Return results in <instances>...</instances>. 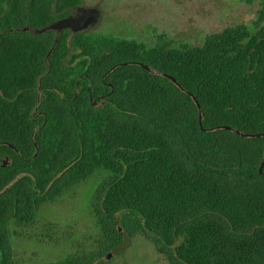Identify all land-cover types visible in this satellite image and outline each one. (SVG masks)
<instances>
[{"label": "trees", "instance_id": "1", "mask_svg": "<svg viewBox=\"0 0 264 264\" xmlns=\"http://www.w3.org/2000/svg\"><path fill=\"white\" fill-rule=\"evenodd\" d=\"M82 3L0 0V264L13 225L100 172L92 248L56 264H96L136 235L169 264H264V137L225 128L264 134V0L196 44L20 30Z\"/></svg>", "mask_w": 264, "mask_h": 264}, {"label": "rangeland", "instance_id": "2", "mask_svg": "<svg viewBox=\"0 0 264 264\" xmlns=\"http://www.w3.org/2000/svg\"><path fill=\"white\" fill-rule=\"evenodd\" d=\"M98 8L100 20L88 32L126 37L154 44L166 33L182 42L201 43L220 32L255 19L259 0H83ZM104 172L92 175L54 204L42 206L35 222L11 227L14 264H56L78 248H92L97 234L93 217L95 194ZM14 232L19 233L15 235ZM112 255L96 264H169L146 238L128 237Z\"/></svg>", "mask_w": 264, "mask_h": 264}, {"label": "water", "instance_id": "3", "mask_svg": "<svg viewBox=\"0 0 264 264\" xmlns=\"http://www.w3.org/2000/svg\"><path fill=\"white\" fill-rule=\"evenodd\" d=\"M100 18H101V11L99 9L82 8L78 15H71L68 17L61 18V19L55 21L54 23H52L51 25H49L48 27H45L43 29H32V28L27 26V27H24L23 29H20V30L24 31V32L25 31H31L35 34H41V33L47 32L49 30H54L57 33V39H56V43H57L58 38L61 35L62 31L68 29V30H71V32H73V33L83 32L91 24L98 22L100 20ZM51 53H52V51L48 54V56H50ZM135 64L142 66L143 68L150 71L151 73H158V71H156L155 69H153L152 67H150L149 65H147L145 63L135 62ZM165 76L168 79L172 80L174 83H176L178 86L182 87L181 84L174 77L169 76V75H165ZM194 99L196 100L195 97H194ZM91 101H92L93 106L98 105V100L97 99L93 100L92 96H91ZM200 122H202V116L200 117ZM225 128L228 130H232V131L236 132L237 134H240L243 136H262V137H264V134H256V135L243 134L239 130L233 129L230 126H225ZM7 164H8V160H6L3 163V166H7ZM260 172H261V174L264 175V161L261 165ZM111 255L112 254L109 253L107 255V258L109 259L111 257Z\"/></svg>", "mask_w": 264, "mask_h": 264}, {"label": "flooded vegetation", "instance_id": "4", "mask_svg": "<svg viewBox=\"0 0 264 264\" xmlns=\"http://www.w3.org/2000/svg\"><path fill=\"white\" fill-rule=\"evenodd\" d=\"M82 8H85V9H98V8H88V7H83L82 4L79 5V6H75V7H72L70 9H68V15L65 16V17H68V16H71V15H78L80 10ZM64 18V17H63ZM97 22L91 24L86 30H84L83 32H88V30L93 27ZM71 31V30H70ZM73 33V32H72ZM69 60V59H66V61ZM10 147L13 148V145H10ZM8 160V164L7 166L11 163V157L9 155H5L3 158H1V162H0V166L1 167H7V166H3V163Z\"/></svg>", "mask_w": 264, "mask_h": 264}]
</instances>
